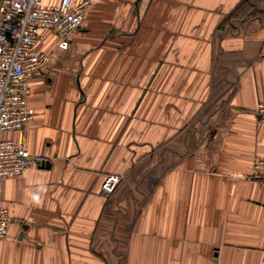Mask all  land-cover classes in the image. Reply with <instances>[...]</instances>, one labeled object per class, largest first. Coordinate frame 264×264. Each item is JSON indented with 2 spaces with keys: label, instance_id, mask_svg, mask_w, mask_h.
<instances>
[{
  "label": "crops",
  "instance_id": "obj_1",
  "mask_svg": "<svg viewBox=\"0 0 264 264\" xmlns=\"http://www.w3.org/2000/svg\"><path fill=\"white\" fill-rule=\"evenodd\" d=\"M242 1L92 0L29 79L36 118L4 134L51 165L1 179L0 264L264 260V182L246 178L264 158V0L231 16Z\"/></svg>",
  "mask_w": 264,
  "mask_h": 264
},
{
  "label": "built area",
  "instance_id": "obj_2",
  "mask_svg": "<svg viewBox=\"0 0 264 264\" xmlns=\"http://www.w3.org/2000/svg\"><path fill=\"white\" fill-rule=\"evenodd\" d=\"M92 0H0V182L3 177L22 174L27 168L47 160L31 153L23 142L5 137L7 131L24 130L36 118L29 104V79L45 71L58 49L69 44L71 35L83 27ZM49 32L57 38L50 51H38L37 45ZM256 114L264 122V101ZM247 179L264 182V158L254 163ZM123 180L121 175L107 174L101 193L111 195ZM10 212L0 205V238L7 234ZM259 264H264L261 260Z\"/></svg>",
  "mask_w": 264,
  "mask_h": 264
},
{
  "label": "trees",
  "instance_id": "obj_3",
  "mask_svg": "<svg viewBox=\"0 0 264 264\" xmlns=\"http://www.w3.org/2000/svg\"><path fill=\"white\" fill-rule=\"evenodd\" d=\"M248 2L246 1V0H244V1H242L237 7H236V9L233 11V13L231 14V16L232 15H234V12H236V11H241V10H243L244 8H246L247 7V4Z\"/></svg>",
  "mask_w": 264,
  "mask_h": 264
},
{
  "label": "clouds",
  "instance_id": "obj_4",
  "mask_svg": "<svg viewBox=\"0 0 264 264\" xmlns=\"http://www.w3.org/2000/svg\"><path fill=\"white\" fill-rule=\"evenodd\" d=\"M31 202L39 204L40 203V196L38 194H31Z\"/></svg>",
  "mask_w": 264,
  "mask_h": 264
},
{
  "label": "water",
  "instance_id": "obj_5",
  "mask_svg": "<svg viewBox=\"0 0 264 264\" xmlns=\"http://www.w3.org/2000/svg\"><path fill=\"white\" fill-rule=\"evenodd\" d=\"M50 165H51V163L49 160H44V161H42L40 166L48 168V167H50Z\"/></svg>",
  "mask_w": 264,
  "mask_h": 264
},
{
  "label": "rangeland",
  "instance_id": "obj_6",
  "mask_svg": "<svg viewBox=\"0 0 264 264\" xmlns=\"http://www.w3.org/2000/svg\"><path fill=\"white\" fill-rule=\"evenodd\" d=\"M122 182H123V180L121 181V183H122ZM121 183H120V184H121ZM120 184H119V185H120ZM119 185H118V186H119ZM118 186H117V187H118ZM116 189H117V188H116Z\"/></svg>",
  "mask_w": 264,
  "mask_h": 264
}]
</instances>
